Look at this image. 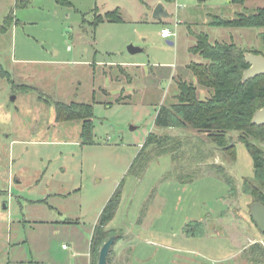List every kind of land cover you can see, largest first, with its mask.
Wrapping results in <instances>:
<instances>
[{
	"label": "rangeland",
	"instance_id": "rangeland-1",
	"mask_svg": "<svg viewBox=\"0 0 264 264\" xmlns=\"http://www.w3.org/2000/svg\"><path fill=\"white\" fill-rule=\"evenodd\" d=\"M23 1L0 0V26L10 20L0 32V264H98L92 235L117 189L109 264H250L243 252L256 242L264 249V232L250 215L257 200L244 192L255 167L241 132L228 133L232 160L207 131L155 119L177 91L173 77L197 83L187 66L205 62L189 51L195 33L264 54L263 28L209 24L264 0ZM159 4L165 10L155 15ZM116 9L123 21L93 24L96 13ZM163 28L176 34L164 38ZM198 93L209 96L202 86ZM56 101L93 104V143L82 142L80 120L57 122ZM153 131L188 138L204 172L181 181L169 153L132 168ZM212 162L226 167L236 191L206 169Z\"/></svg>",
	"mask_w": 264,
	"mask_h": 264
},
{
	"label": "trees",
	"instance_id": "trees-1",
	"mask_svg": "<svg viewBox=\"0 0 264 264\" xmlns=\"http://www.w3.org/2000/svg\"><path fill=\"white\" fill-rule=\"evenodd\" d=\"M28 1L24 0L21 5L28 4ZM58 1L68 3L67 0ZM247 1L231 0L233 4L240 5H244ZM104 21L121 22L123 18L119 16L116 9L106 12L104 15L96 13L93 24L97 26ZM209 24L264 29V6L248 13L237 12L231 18L213 15ZM9 26L10 20L7 19L5 25L0 26V32H5ZM260 36L264 43V30ZM189 50L194 55H200L205 61H192L188 65L196 77L197 83L185 79L181 75H178V78L173 77L177 91L172 95L171 102L162 104L160 107L155 125L161 128L190 127L207 131L211 140L217 143L225 153L230 154L232 160L236 158V145L229 142L228 133L241 132L239 139L245 143L253 156L255 167L254 177L244 179V192L251 194L258 202L264 204V149L255 142H264V124L258 125L252 121L256 110L264 107V74L243 81V73L250 66V63L246 61L245 53L251 51L262 54V52L241 47L236 43L212 42L207 32L195 33V44ZM198 85L208 90V97L199 96ZM55 108L57 122L71 119L80 120L82 142L84 144L94 142L95 124L92 103L56 101ZM188 145V138L153 131L143 143L132 168L138 172L143 171L151 160L169 153L172 157L174 172L181 181H193L204 171L203 167L195 160L196 153L192 155ZM198 152H200V148L197 150ZM206 165L207 170L209 169L224 178L231 190H237L235 178L227 172L224 165L215 162ZM120 199L121 191L117 189L99 217L91 239V250L95 256L100 255L101 247L113 235H109L110 230H107L106 226L114 218ZM193 225L202 232L201 221H196ZM243 253L250 264H263L264 249L260 243L256 242L250 245ZM109 258L108 255V261Z\"/></svg>",
	"mask_w": 264,
	"mask_h": 264
},
{
	"label": "water",
	"instance_id": "water-1",
	"mask_svg": "<svg viewBox=\"0 0 264 264\" xmlns=\"http://www.w3.org/2000/svg\"><path fill=\"white\" fill-rule=\"evenodd\" d=\"M164 8L159 4L155 9V15H161L164 12ZM170 44H174V41L169 40ZM128 49L131 53H137L143 51V48L130 44ZM246 61L250 63V66L243 73V81H247L249 78L256 77L258 75L264 74V54H258L255 52L247 51L245 53ZM253 123L258 125L264 124V107L259 108L254 113ZM253 221L256 223L257 227L264 232V204L261 202H254L251 205L250 213ZM117 240V236H111L101 247L99 262L98 264H109L108 255Z\"/></svg>",
	"mask_w": 264,
	"mask_h": 264
},
{
	"label": "built area",
	"instance_id": "built-area-1",
	"mask_svg": "<svg viewBox=\"0 0 264 264\" xmlns=\"http://www.w3.org/2000/svg\"><path fill=\"white\" fill-rule=\"evenodd\" d=\"M161 34H162L163 37H168L169 38V37H172L176 33L171 32L168 28H163Z\"/></svg>",
	"mask_w": 264,
	"mask_h": 264
},
{
	"label": "crops",
	"instance_id": "crops-1",
	"mask_svg": "<svg viewBox=\"0 0 264 264\" xmlns=\"http://www.w3.org/2000/svg\"><path fill=\"white\" fill-rule=\"evenodd\" d=\"M105 13H106V12H105ZM164 38H168V37H164ZM168 41H169V40H168ZM191 46H192V45H191ZM191 46H190V47H191ZM190 47H189V49H190ZM189 51H190V50H189ZM190 63H191V62H189V63L187 64V66H188ZM65 246H66V245L63 244V247H64V248H65Z\"/></svg>",
	"mask_w": 264,
	"mask_h": 264
}]
</instances>
